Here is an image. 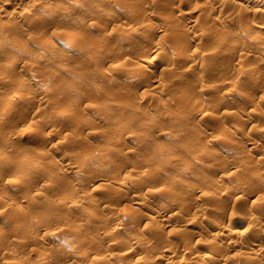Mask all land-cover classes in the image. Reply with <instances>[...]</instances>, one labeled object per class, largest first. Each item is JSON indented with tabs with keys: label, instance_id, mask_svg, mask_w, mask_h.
<instances>
[{
	"label": "rangeland",
	"instance_id": "374dc122",
	"mask_svg": "<svg viewBox=\"0 0 264 264\" xmlns=\"http://www.w3.org/2000/svg\"><path fill=\"white\" fill-rule=\"evenodd\" d=\"M252 1L220 15L219 0H0V169L51 168L43 146L18 143L43 136L45 104L72 113L86 97L118 98L135 126L152 102L136 137L152 169L99 189L105 199L84 205L86 223L67 216L55 246L54 229L41 239L40 215L18 220L10 186L0 188L11 205L0 217V264H264V31L249 23L264 0ZM192 24L203 39L186 62L157 65L165 53L146 51L155 36L183 52ZM230 35L242 38L240 51L219 47ZM153 55L158 70L136 93ZM193 106L212 127H191Z\"/></svg>",
	"mask_w": 264,
	"mask_h": 264
},
{
	"label": "clouds",
	"instance_id": "9594fccd",
	"mask_svg": "<svg viewBox=\"0 0 264 264\" xmlns=\"http://www.w3.org/2000/svg\"><path fill=\"white\" fill-rule=\"evenodd\" d=\"M238 3L242 4L243 0H219L217 7H220V15L224 14L222 6L226 5L232 11H236L232 6ZM253 8L256 12L249 18V23L254 24L258 31H264V7L253 6ZM231 14L230 11L229 15ZM215 22L216 18H213V25ZM185 33L186 48L183 52L171 47L166 50L160 44L159 34L155 36L156 47L146 51H154L157 55L161 52L165 53L157 62L159 66L169 62L184 64L186 61L182 57L185 54L190 56L203 39L195 24H192L191 29H186ZM108 35H113L111 30ZM242 43L239 35H230L221 38L218 45L238 52L242 48ZM157 65H152L143 71L148 75V79L137 86L136 93L142 91L146 83L152 79L149 73L153 69L158 70ZM110 67L109 64L108 68ZM116 78L122 80L124 77L116 74ZM116 99L86 97L72 113L45 104V111L41 116L44 120L43 136L25 137L18 143L24 149L43 146L45 151L41 155L48 158L51 168L37 170L29 168L19 172L13 169H0V188L4 185L10 186L8 190L14 197L12 203L15 207L11 212L19 214L18 220L27 217L31 221L30 214L40 215V221L35 222L39 232L43 233L40 238L49 236V229H54L51 232V243L54 246L58 241L56 232L65 230L64 225L68 223L67 216L78 217L82 223L87 222L84 205L86 203L91 205L95 200L102 202L106 197V193L99 189L112 188L122 183L125 177L139 179L146 171L152 169L145 166L147 161L141 162L139 145L136 142V137L143 134L139 130L140 127L152 122L151 119H147L150 116L152 102L149 101L139 109V123L134 126L133 123L128 122L121 110L122 106L116 103ZM135 102L138 106L143 104L138 96L135 97ZM52 112L56 113L55 118L51 116ZM193 112L199 118L192 122V128L212 127L209 121L203 120V108L193 106ZM114 130H118V135L115 136L113 143L106 144L103 136ZM157 135H166V132L161 131ZM0 151L3 149L0 148ZM8 155L15 157L18 153L10 151ZM13 185L20 187H11ZM0 200L4 201V206L0 207V217H3L5 212H9L11 205L3 196H0ZM57 202H60L62 207H59ZM0 223L3 221L0 220Z\"/></svg>",
	"mask_w": 264,
	"mask_h": 264
},
{
	"label": "bare ground",
	"instance_id": "6f19581e",
	"mask_svg": "<svg viewBox=\"0 0 264 264\" xmlns=\"http://www.w3.org/2000/svg\"><path fill=\"white\" fill-rule=\"evenodd\" d=\"M254 1V0H253ZM253 1L250 3V4H252L253 5ZM248 2H246V4H247ZM255 3H257V2H255ZM249 4V5H250ZM244 5V4H243ZM251 5V6H252ZM257 5V4H256ZM254 6V5H253ZM245 7H247V5L245 6ZM30 11V10H29ZM39 13V12H38ZM47 12H45V11H41V13H40V15H42V16H45V15H47L46 14ZM39 16V15H38ZM40 17V16H39ZM72 42V41H71ZM71 42H69V43H71ZM68 43V44H69ZM74 43V42H73ZM149 57V56H148ZM153 57H154V55L152 56V57H149V58H147V62L149 63V65H154V64H156V61H157V59H153ZM156 58V57H155ZM13 59H14V57H13ZM15 60H17V59H15ZM260 60H262V59H258V61H260ZM12 61V60H11ZM14 61V60H13ZM159 61V60H158ZM8 62H10V61H8ZM14 62H16V61H14ZM13 62V63H14ZM12 63V62H11ZM261 65V64H260ZM262 68H263V66H262ZM262 68H260V66L259 67H257L256 66V68L254 69V73L253 74H256V75H258L259 73L261 74V69ZM118 72H116V73H118V74H120V75H126V73H128V71L127 72H125V70L124 71H120V70H117ZM120 71V72H119ZM115 73V72H114ZM115 73V74H116ZM258 73V74H257ZM130 74H131V72H130ZM129 75V74H128ZM135 75V74H134ZM133 75V73H132V75H129V76H125V77H132V76H134ZM132 78H134V77H132ZM131 78V79H132ZM127 79H130V78H127ZM31 83H29V85H30ZM32 85V84H31ZM34 85V84H33ZM17 96H18V94L17 93H14V94H12V95H10V100L12 99V100H15L16 98H17ZM20 96V95H19ZM9 99V98H8ZM250 143V142H249ZM14 186V185H13ZM164 210V209H163ZM240 230H238V232H239ZM128 243H129V241H128ZM210 249H212V248H210ZM262 249V248H261ZM206 253H207V255L209 256V257H211L210 255H211V253H213V250H207L206 251ZM248 254V253H247ZM206 255V256H207ZM205 256V257H206ZM213 256V255H212ZM214 257V256H213ZM247 257V255L245 256V255H243V259L244 258H246ZM212 258V257H211ZM241 257H239L238 259H240ZM250 257H248L247 259H249ZM242 259V258H241ZM211 260V259H210ZM210 260H208V261H210ZM205 261V260H204ZM238 261H240V260H238ZM214 262V261H213ZM243 262V261H242ZM208 263H210V262H208ZM207 262H201L200 264H208Z\"/></svg>",
	"mask_w": 264,
	"mask_h": 264
}]
</instances>
